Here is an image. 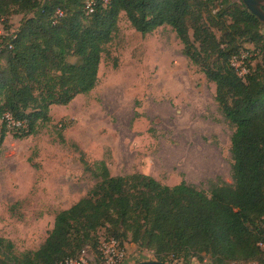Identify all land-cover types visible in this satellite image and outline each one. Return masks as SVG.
Listing matches in <instances>:
<instances>
[{"label":"trees","instance_id":"1","mask_svg":"<svg viewBox=\"0 0 264 264\" xmlns=\"http://www.w3.org/2000/svg\"><path fill=\"white\" fill-rule=\"evenodd\" d=\"M123 14L142 35L171 27L183 55L215 85L234 130L232 183L210 192L186 182L170 187L141 173L112 176L99 163L98 182L57 215L38 250L19 253L0 237V264H62L95 250L100 230L163 263L264 264V25L241 0H0L8 33L0 49V151L8 133L38 135L53 106L96 88ZM13 15L22 19L11 30Z\"/></svg>","mask_w":264,"mask_h":264},{"label":"rangeland","instance_id":"2","mask_svg":"<svg viewBox=\"0 0 264 264\" xmlns=\"http://www.w3.org/2000/svg\"><path fill=\"white\" fill-rule=\"evenodd\" d=\"M21 19L9 18L11 30ZM119 30L103 54L92 92L68 106H53L51 123L38 135L16 139L11 132L5 138L0 237L19 253L44 244L57 215L98 182L99 163L112 176L141 173L170 187L186 182L210 192L219 181L232 183L234 130L218 107L215 85L183 55L171 27L142 35L123 14ZM98 247L89 248V255L103 264ZM124 248L123 264L155 260L133 244Z\"/></svg>","mask_w":264,"mask_h":264},{"label":"built area","instance_id":"3","mask_svg":"<svg viewBox=\"0 0 264 264\" xmlns=\"http://www.w3.org/2000/svg\"><path fill=\"white\" fill-rule=\"evenodd\" d=\"M7 35L8 33L4 32V27H2V23H0V49L3 47L6 48V45H2V42L3 38ZM98 246V258L102 261L103 264L124 263L126 258L125 248L121 247L114 238L108 237L106 231H103V233H101V235L99 236ZM62 264H94V259L90 258L89 249H85L82 251L78 258L67 259Z\"/></svg>","mask_w":264,"mask_h":264},{"label":"water","instance_id":"4","mask_svg":"<svg viewBox=\"0 0 264 264\" xmlns=\"http://www.w3.org/2000/svg\"><path fill=\"white\" fill-rule=\"evenodd\" d=\"M246 8L255 15L260 22L264 25V0H241ZM135 264H169L163 263L156 260L139 262Z\"/></svg>","mask_w":264,"mask_h":264}]
</instances>
